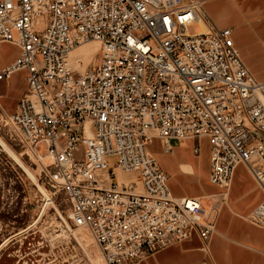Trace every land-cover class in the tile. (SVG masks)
Wrapping results in <instances>:
<instances>
[{
	"label": "built area",
	"instance_id": "1",
	"mask_svg": "<svg viewBox=\"0 0 264 264\" xmlns=\"http://www.w3.org/2000/svg\"><path fill=\"white\" fill-rule=\"evenodd\" d=\"M203 5L0 0V43L19 48L0 80L27 71V89L2 125L49 198L64 195L71 224L106 264H134L193 235L210 253L217 212L170 192L149 150L154 137L166 151L173 139H193L195 154L207 139L211 183L228 187L243 164L264 191V80L250 73L233 28L214 24ZM89 41L100 43L99 57L81 72L71 53ZM249 220L264 228V200Z\"/></svg>",
	"mask_w": 264,
	"mask_h": 264
},
{
	"label": "rangeland",
	"instance_id": "2",
	"mask_svg": "<svg viewBox=\"0 0 264 264\" xmlns=\"http://www.w3.org/2000/svg\"><path fill=\"white\" fill-rule=\"evenodd\" d=\"M246 3L253 13H248ZM211 5L214 22L221 27H233L234 38L241 39L236 43L247 64L263 65L264 55L256 49L264 45V23L256 19L262 9L258 0H238L237 4L234 0H207L204 10L212 17ZM190 30L198 32L199 26H192ZM5 44L10 43H0V46ZM99 50L98 41L84 43L74 50L71 66L81 72L89 69L98 60ZM78 59L81 61L76 63ZM6 115L0 107V137L3 139H0V264H106L92 237L71 224L64 195L58 193L52 200L48 199L31 179V174L18 163L11 150L20 155L38 178L35 164L25 153L21 155L25 149L11 140L8 129L2 125ZM87 130V134H91L92 126ZM110 162L114 163V159ZM39 184L50 195L42 180ZM204 202L208 205V200Z\"/></svg>",
	"mask_w": 264,
	"mask_h": 264
},
{
	"label": "crops",
	"instance_id": "3",
	"mask_svg": "<svg viewBox=\"0 0 264 264\" xmlns=\"http://www.w3.org/2000/svg\"><path fill=\"white\" fill-rule=\"evenodd\" d=\"M206 2L207 0H204V5ZM237 2L234 0V3ZM258 2L262 5V9H259L256 19L264 23V0ZM245 7L249 14L253 13L254 10L248 3ZM204 8L206 9L205 6ZM209 8L212 17L207 12L208 16L216 24L213 20V5ZM234 41L242 56L240 47L236 43L241 39L234 38ZM256 49H260L264 55V45ZM18 55L19 48L16 45H1L0 71L12 63ZM244 62L257 80H264V58L261 61L263 65L249 66L245 60ZM26 89V70H19L8 79L0 80L1 109L7 114L14 112ZM195 143L193 139H173L170 142L171 150L166 151L163 140L154 137L149 150L155 156L160 168L167 174L168 187L174 196L198 197L203 209L217 212L216 230L209 244L210 253L201 250V239L198 235H193L189 239L160 249L134 264H264V228L249 220L250 214L264 200L263 189L243 164L235 168L231 183L226 189L211 183L209 141L207 139L200 141L198 154L193 151ZM98 174L105 177L106 172L98 171ZM122 176L128 180L138 177L135 173ZM205 200H208V205H205Z\"/></svg>",
	"mask_w": 264,
	"mask_h": 264
},
{
	"label": "bare ground",
	"instance_id": "4",
	"mask_svg": "<svg viewBox=\"0 0 264 264\" xmlns=\"http://www.w3.org/2000/svg\"><path fill=\"white\" fill-rule=\"evenodd\" d=\"M200 24H201V27H203L204 28V25H203V22L202 21H200ZM90 42H92V41H90ZM97 42V41H96ZM89 43V42H88ZM99 43V42H98ZM73 53H75V52H72L71 53V57H72V54ZM95 54V53H94ZM88 55H90V54H88ZM96 55H97V53H96ZM71 57H70V61H71ZM78 61H81V59H78L77 61H76V63L78 62ZM71 63H72V61H71ZM0 139H2L1 137H0ZM3 140V139H2ZM5 144H6V146L7 147H9L8 146V144L5 142ZM10 148V147H9ZM11 150V149H10ZM11 152L15 155H13L14 157H17V159H18V163L22 166V168L25 170V171H27V173L29 172L31 175H29L30 177H31V179L34 181V183L35 184H37L38 185V188H39V190L41 191V192H43V193H45L46 194V196L47 197H49V195L47 194V192H46V190L38 183V180H37V178L34 176V174L28 169V167H26V165L22 162V160L20 159V155L19 154H17L16 152H14L13 150H11ZM11 153V154H12ZM26 168H27V170H26ZM28 173V174H29ZM35 174H36V171L34 172ZM48 199H50V198H48ZM51 200V199H50ZM81 232H82V234H84V235H88L87 233V231L86 230H81Z\"/></svg>",
	"mask_w": 264,
	"mask_h": 264
}]
</instances>
